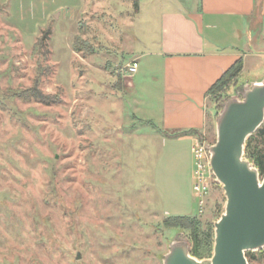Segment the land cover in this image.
I'll return each instance as SVG.
<instances>
[{
  "label": "rangeland",
  "instance_id": "rangeland-1",
  "mask_svg": "<svg viewBox=\"0 0 264 264\" xmlns=\"http://www.w3.org/2000/svg\"><path fill=\"white\" fill-rule=\"evenodd\" d=\"M139 1L136 11L134 0H0V264H163L175 236L190 241L161 228L165 218L219 219L222 188L200 215L191 170L174 164L158 129L164 15L195 13L201 0ZM47 30L45 54L34 45ZM79 36L93 54L74 52ZM250 46L264 53L245 38L242 54ZM244 63L222 103L264 78V58ZM40 78L60 105L16 96ZM220 104L207 101L215 119ZM195 138L213 145L215 120Z\"/></svg>",
  "mask_w": 264,
  "mask_h": 264
},
{
  "label": "crops",
  "instance_id": "crops-1",
  "mask_svg": "<svg viewBox=\"0 0 264 264\" xmlns=\"http://www.w3.org/2000/svg\"><path fill=\"white\" fill-rule=\"evenodd\" d=\"M163 20V42L156 55L164 65L159 135L162 144L170 146L174 164L180 169L188 167L192 175L195 137L174 139L167 135L207 130L209 120H215L207 111L210 98L206 93L211 86L239 58L244 67L249 56L264 58V53L253 54L251 46L250 54L241 51L245 38L250 44L256 39L264 44V0H201L195 13L181 10L164 15ZM230 45H235L231 51L224 50Z\"/></svg>",
  "mask_w": 264,
  "mask_h": 264
},
{
  "label": "water",
  "instance_id": "water-1",
  "mask_svg": "<svg viewBox=\"0 0 264 264\" xmlns=\"http://www.w3.org/2000/svg\"><path fill=\"white\" fill-rule=\"evenodd\" d=\"M219 107L216 141L208 151L225 204L214 223L213 253L203 260L195 258L191 242L179 234L163 264H249L247 253L264 251V177L245 157L248 139L264 124V78L240 87Z\"/></svg>",
  "mask_w": 264,
  "mask_h": 264
},
{
  "label": "trees",
  "instance_id": "trees-1",
  "mask_svg": "<svg viewBox=\"0 0 264 264\" xmlns=\"http://www.w3.org/2000/svg\"><path fill=\"white\" fill-rule=\"evenodd\" d=\"M134 8L136 11L140 9V1L134 0ZM50 30L42 32L34 45V50H42L48 54V49L45 40L50 35ZM93 45L90 42L86 43L81 36L77 37L73 43V50L75 53H82L84 51L93 54ZM94 48V47H93ZM87 54V53H86ZM244 64L242 58H239L217 81L211 86L206 93L216 105L222 103V100L227 96V92L235 86L239 81L241 73L243 72ZM49 70H44V75L48 78L50 76ZM118 83H121V77H118ZM41 78L38 79L35 85L25 91L16 95L20 100L30 103L37 102L47 107L60 105L62 96L57 94H46L41 89ZM170 138H182L185 136L200 137L201 132L198 130L179 131L167 135ZM246 157L254 163L260 172L261 177H264V124L256 133L247 141L245 148ZM220 209V206L218 207ZM161 228L165 230L175 229L185 231L189 235L192 244L191 254L197 259H205L211 257L214 247V225L212 222L202 221L199 217H167L161 222ZM249 264L259 263L264 264V251L259 253H247Z\"/></svg>",
  "mask_w": 264,
  "mask_h": 264
},
{
  "label": "built area",
  "instance_id": "built-area-1",
  "mask_svg": "<svg viewBox=\"0 0 264 264\" xmlns=\"http://www.w3.org/2000/svg\"><path fill=\"white\" fill-rule=\"evenodd\" d=\"M138 61H132L123 68V71L129 75H134L138 71ZM191 156L193 163L192 177H193V193L197 200H199L200 212L203 214L211 190L217 187L215 177L210 166V153L206 143L198 138H195L191 147Z\"/></svg>",
  "mask_w": 264,
  "mask_h": 264
}]
</instances>
